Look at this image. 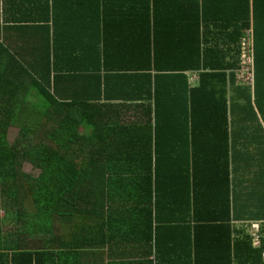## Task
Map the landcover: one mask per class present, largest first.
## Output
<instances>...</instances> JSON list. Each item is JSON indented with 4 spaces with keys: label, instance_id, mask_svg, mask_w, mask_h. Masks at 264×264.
Segmentation results:
<instances>
[{
    "label": "trees",
    "instance_id": "trees-1",
    "mask_svg": "<svg viewBox=\"0 0 264 264\" xmlns=\"http://www.w3.org/2000/svg\"><path fill=\"white\" fill-rule=\"evenodd\" d=\"M21 1L14 0L10 29L32 46L14 56L0 46L8 54L0 57L8 68L0 71V264L264 261V236L257 248L247 233L231 241L227 71L245 66L247 36L225 64L207 55L215 51L202 48L197 25L189 54L172 65L165 59L170 45L161 42L156 24L126 26L133 34L117 41V49L110 38L125 26L97 16L90 25L62 21L61 0H30L31 12ZM252 3L254 23L251 0H244L238 33L253 27L254 80L260 83L264 0ZM52 44L63 59L37 56L38 46ZM109 50L132 68L109 69ZM35 61H42V81L38 65L31 67ZM84 64L105 70L82 74V102L59 103L49 90L57 79L53 71L91 69ZM209 66L217 72H208ZM193 70L201 71L200 80L189 88L185 73ZM218 82L222 89L211 87ZM29 89L41 102L27 103ZM125 111L145 115L129 119ZM11 126L19 133L9 142ZM24 163L38 173L24 172ZM218 190L217 197L212 192Z\"/></svg>",
    "mask_w": 264,
    "mask_h": 264
},
{
    "label": "crops",
    "instance_id": "crops-1",
    "mask_svg": "<svg viewBox=\"0 0 264 264\" xmlns=\"http://www.w3.org/2000/svg\"><path fill=\"white\" fill-rule=\"evenodd\" d=\"M18 2L22 3L21 0H18ZM42 2H45V0H42ZM29 3L30 0H26V10L31 12L32 8ZM14 5V0H0V46L12 56L16 52H22L26 55V51L29 50L26 46L31 47L32 44L20 42L14 30L10 29L14 25ZM243 8L244 0H61L60 12L62 21L66 18L76 23L83 22L88 25L95 22L96 16L125 27L146 23L156 24V34L161 40L163 37L161 42H168L170 45L165 59L170 61L172 65L177 64L178 59L183 60L189 54L191 36L194 35L195 40L198 25L202 48L215 51V54L207 52V55H215L221 62L227 64L230 60L232 61V50L236 49V42L239 38L244 41L248 31H242L243 35L239 36L238 24L240 23L239 20L243 18V15H241ZM26 18L31 22L33 21L31 17ZM250 18V23L253 25L252 0ZM125 27L110 38L111 45L117 49H121V45L117 41L121 38L124 40V38H128L133 34L126 32L128 28L125 29ZM4 28L11 33L4 31ZM252 28L249 29L253 32ZM16 40L19 43H16ZM54 45L52 44L47 49L38 46L37 56L41 58L46 55L51 61H60L63 59V50ZM252 50L254 62V43ZM0 57L6 58L8 54L1 51ZM107 57L109 69L112 71H128L132 68L131 65L127 64V61L122 62L126 58L117 59L119 57H114L111 50L107 53ZM244 59L245 56L242 61ZM91 60L95 62L92 58ZM26 62L29 63L30 58H26ZM81 62L87 63V59H81ZM38 64H42V61L33 62L31 67ZM82 67L87 66L84 64ZM139 67L141 70L142 65L136 68L139 69ZM87 68L91 69L78 70V72L69 70L53 71L57 79L55 83L51 84L49 90L51 92L52 89L55 90L59 103L78 104L82 102L78 99L80 94H83L82 89L85 78L82 74L85 72L95 73L94 69L96 68H100V71L105 70L104 67H98L96 64H90ZM211 68L213 67L209 66L208 72H217L216 69L212 71ZM34 70L39 73L38 79L42 81L43 66L38 65ZM0 71L8 72V68L1 59ZM200 73L201 71L197 70L185 73L189 88H194L199 84ZM227 73L228 83L226 88L229 109L227 137L229 147L228 201L231 218V241H234L241 234L247 233L250 237H253L255 242L254 231L257 224L261 227L260 235L264 236V77L260 83H255L254 67L253 76L247 81L244 79L242 69L227 71ZM86 83L89 87V79L86 80ZM210 85L218 89L223 88V84L219 82L210 83ZM28 96L27 103L29 101L32 103L41 102V97H38L37 92L33 89L28 90ZM153 107L155 112V106ZM60 112L61 116L64 117L68 113V109ZM159 114L160 111L157 108L158 119ZM56 115L60 120L61 116ZM124 115L132 119L143 117L145 113L141 111L133 114L125 111ZM82 131L84 130L82 129ZM212 193L217 197L222 194L219 190ZM0 214L3 218L5 213L0 211ZM8 227L10 226H4L3 230L7 231ZM254 246L258 247L256 243ZM253 261L243 264L264 263L263 260L262 262L258 258ZM63 264H73V259L64 258Z\"/></svg>",
    "mask_w": 264,
    "mask_h": 264
},
{
    "label": "built area",
    "instance_id": "built-area-1",
    "mask_svg": "<svg viewBox=\"0 0 264 264\" xmlns=\"http://www.w3.org/2000/svg\"><path fill=\"white\" fill-rule=\"evenodd\" d=\"M247 46L245 49L246 57L244 59L245 66L242 69V73L244 76V79L247 81L250 79V77L253 76V67H254V62H253V35L252 31L248 30L247 31ZM261 227L260 225L255 226V231H254V238H255V243L258 247H261L262 245V236L260 235ZM263 258H264V253H263Z\"/></svg>",
    "mask_w": 264,
    "mask_h": 264
},
{
    "label": "rangeland",
    "instance_id": "rangeland-1",
    "mask_svg": "<svg viewBox=\"0 0 264 264\" xmlns=\"http://www.w3.org/2000/svg\"><path fill=\"white\" fill-rule=\"evenodd\" d=\"M19 133V128L15 126H11L7 133V139L9 142L14 141L17 138V135ZM23 171L27 173H31L32 175H36L38 173L37 170H34L30 164L24 163Z\"/></svg>",
    "mask_w": 264,
    "mask_h": 264
}]
</instances>
